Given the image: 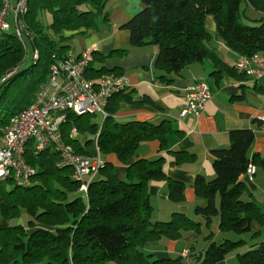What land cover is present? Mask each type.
Instances as JSON below:
<instances>
[{
	"label": "trees",
	"instance_id": "16d2710c",
	"mask_svg": "<svg viewBox=\"0 0 264 264\" xmlns=\"http://www.w3.org/2000/svg\"><path fill=\"white\" fill-rule=\"evenodd\" d=\"M140 1V11L119 27L129 31L133 46L156 45L153 68L160 82H170L172 73L205 59L213 63L212 73L245 76L218 57L208 44L212 38L238 55L264 57V0ZM106 2L27 0V11L21 16L22 32L26 52L37 51V59L33 61L31 56L26 67L25 50L14 32L0 33V134L35 100L47 83L50 64L70 56V38L96 29L98 18L108 21ZM43 12L51 14L48 24L39 18ZM207 16L213 18L214 34L205 26ZM8 19L12 22L11 16ZM117 51L125 53V49L106 55L91 51L86 78L95 82L103 74L121 75L103 64ZM140 98L141 102L152 101ZM124 100L132 99L123 90L108 98L104 107L107 115L100 125L92 120L94 113L79 115L72 111L59 125L63 140L76 153L95 157L97 146L101 158L115 155L125 166L123 176L120 168L102 158L95 176L75 179L70 165H58L60 154L52 144L42 150H35L32 140L26 144L24 159L34 169L29 183L18 185L9 177L0 180V264H218L244 244L241 238L222 237L217 241L222 233L249 234L252 238L260 233L253 224L262 229L264 214L244 180L250 163L264 166V159L249 153L253 129L230 130L228 147L212 152V178L195 176L190 186L206 201L204 206L194 208L196 219L175 211L168 221L155 220L149 184L165 182L173 202L185 200L186 184L167 176L163 156L138 158L137 149L148 140H158L164 149L167 135L181 132L165 121L156 125L143 120L116 121L114 114ZM73 127L83 140L69 136ZM171 153L177 164L193 159V154L186 151ZM82 183L86 184L85 191L80 190ZM187 232L197 234L206 248L198 251L192 244L186 256L181 252L175 257L143 251L147 245L178 240ZM252 246L237 254L238 264H264L263 244Z\"/></svg>",
	"mask_w": 264,
	"mask_h": 264
},
{
	"label": "crops",
	"instance_id": "0c3cea01",
	"mask_svg": "<svg viewBox=\"0 0 264 264\" xmlns=\"http://www.w3.org/2000/svg\"><path fill=\"white\" fill-rule=\"evenodd\" d=\"M141 8L140 0H107L105 9L108 12V21L103 22L100 18L101 24L96 29L70 38L68 55L77 56L85 50L106 55L111 51L125 49V53L117 51L116 55L109 56L103 63L105 68L116 69L117 73L128 77L130 81L129 88L123 91L128 92L132 100H124L119 104L114 114L116 121L143 120L154 125L165 121L174 130L181 132L180 135L174 132L168 134L164 149L160 148L158 140L141 142L139 144L141 148L137 149L138 158L152 159L163 156L167 176L186 184L185 200L182 202L169 200L165 182L149 184V200L153 207L152 217L155 220L167 221L172 212L195 215L194 208L206 204L205 200L194 194L190 184L197 174H204L207 178L213 176L212 152L228 147L230 130L253 129L254 139L249 153L250 155L258 154L264 159V131L262 130L264 74L254 78L246 75L238 77L234 74L212 73L215 67L210 59H205L208 62L202 60L199 66L189 67L193 64L191 63L184 66L179 73H172L168 76L170 82H160L158 72L153 68L157 54L156 45L133 46L130 43L129 31L119 27ZM209 18L206 17L205 25L208 24L209 28L213 25L215 29L214 21L211 17ZM214 46L218 57L228 65L234 66L239 55L226 47L222 41L216 42ZM227 58L232 62H229ZM204 71H208L211 97L202 112L181 115L186 90L198 79L207 81ZM141 96L150 98L154 102H141ZM94 150L96 151V146ZM173 150L191 153L193 159L177 164L171 153ZM102 158L113 162L120 168L121 176L124 175L125 166L118 162L115 155L111 154ZM245 178L251 197L264 214V166L255 165L253 176L250 179ZM157 200H163L166 204L162 205L164 202L157 204ZM253 228L257 231L260 229V233L255 238L249 234L236 236V239H243L244 244L228 253L218 264H238L237 254L252 248L253 244L262 243L264 246V227L261 229L253 224ZM192 244L198 248L203 246L204 242L199 240L197 234L187 232L178 240L168 239L156 246L147 245L145 251L157 256L175 257L183 250H188Z\"/></svg>",
	"mask_w": 264,
	"mask_h": 264
},
{
	"label": "built area",
	"instance_id": "2783aa9c",
	"mask_svg": "<svg viewBox=\"0 0 264 264\" xmlns=\"http://www.w3.org/2000/svg\"><path fill=\"white\" fill-rule=\"evenodd\" d=\"M27 11V0H2L0 9V33L9 29L6 16L12 17L15 26L14 34L26 49L21 16ZM8 16V17H9ZM31 56L37 59V51ZM92 60L91 51L85 50L77 56H69L59 63L50 64L47 83L38 92L35 100L24 110L17 113L10 124L0 134V180L11 178L18 185H27L34 169L24 159L26 144L32 140L35 150H42L49 144L60 154L58 165H70L73 178L82 179L90 175L92 178L103 159L97 156L81 155L67 144L60 131V123L66 118L67 112L76 114L98 113L103 118L107 115L104 107L108 98L129 88L130 81L124 75H101L94 82L84 75L85 68ZM235 68L246 76L258 78L264 74V57L258 54H241ZM211 97L209 86L203 79L196 80L185 92L181 115L198 114L203 111ZM264 131V118L262 119ZM73 127L69 136L75 137ZM255 173V165L250 163L244 176L250 179ZM80 190H86L82 183ZM187 255V250L182 251Z\"/></svg>",
	"mask_w": 264,
	"mask_h": 264
},
{
	"label": "rangeland",
	"instance_id": "374dc122",
	"mask_svg": "<svg viewBox=\"0 0 264 264\" xmlns=\"http://www.w3.org/2000/svg\"><path fill=\"white\" fill-rule=\"evenodd\" d=\"M257 13H259V12H257ZM257 15V14H256ZM8 16L9 15H7L6 16V19L8 18ZM209 17H211V16H208V18ZM39 18H40V20L44 23V24H48V22H50V20H51V14H49L48 12H43V13H41L40 15H39ZM212 18V17H211ZM210 19V18H209ZM212 20H213V18H212ZM8 22H9V31L10 32H15V26H14V24L11 22V21H9V19H8ZM97 22H98V25H100L101 24V20H100V18H98V20H97ZM206 26V28L208 29V31L209 32H211V34H214L215 33V29H214V26L212 25V27L211 28H209V26H208V24H206L205 25ZM16 36V35H15ZM17 37V36H16ZM18 39V38H17ZM216 42H218L217 40H215L214 38H212L211 39V42L210 43H208L209 45H211V46H213V47H215L214 45L216 44ZM25 50V58H26V60H25V62L23 63V67H26V66H28V64H29V62H30V57H31V51L30 50H27V52H26V49H24ZM70 53H72V51H70ZM74 56V55H73ZM239 57V56H238ZM33 61L35 60L34 58H31ZM227 60L229 61V62H232V60H230L229 58H227ZM237 60H238V58H237ZM236 60V61H237ZM205 61H207L208 62V60H205ZM193 65H197V66H199L200 65V62H196V63H193V64H191V65H189V67H191V66H193ZM185 70H187V69H185ZM204 73H205V77H206V80H207V82L209 83L210 82V80H209V76H208V71H204ZM102 119H103V117L101 116V115H99L98 113H94V115H93V117H92V120L94 121V122H96V123H98L99 125L101 124V121H102ZM79 138H80V140H83L84 139V137L83 136H81L80 134L79 135H77ZM87 136H89L90 138H92V137H95V135H92V134H88ZM138 148H141V146L139 145L138 146ZM250 151H251V146H250V149H249ZM212 178V177H211ZM210 179V178H209ZM166 187H167V185H166ZM168 189V188H167ZM243 198L244 199H248L246 196H243ZM162 202H164L163 200H157V204H160V203H162ZM165 205L166 204V202H164V203H162V205ZM190 216H191V218H193V219H196V215H194L193 213H190ZM25 219H26V216H25ZM170 219V218H169ZM168 219V220H169ZM198 219H200V217L198 216ZM167 220V221H168ZM162 221H164V220H162ZM20 222V221H19ZM223 234V233H222ZM221 234V236L220 237H218L217 238V241H219L222 237H229V238H231V239H233V240H235L236 239V236H240V235H238V234H234V233H226V234H223V235H227V236H223ZM243 235H247V234H243ZM180 245V244H179ZM206 244L204 243V245L203 246H200V247H198V251L199 250H203V249H205L206 248ZM143 251L144 252H146L145 251V249H143ZM235 251V250H234Z\"/></svg>",
	"mask_w": 264,
	"mask_h": 264
},
{
	"label": "clouds",
	"instance_id": "9594fccd",
	"mask_svg": "<svg viewBox=\"0 0 264 264\" xmlns=\"http://www.w3.org/2000/svg\"><path fill=\"white\" fill-rule=\"evenodd\" d=\"M236 63V62H235ZM234 66H235V64H234ZM237 70V69H236ZM238 71V70H237Z\"/></svg>",
	"mask_w": 264,
	"mask_h": 264
},
{
	"label": "bare ground",
	"instance_id": "6f19581e",
	"mask_svg": "<svg viewBox=\"0 0 264 264\" xmlns=\"http://www.w3.org/2000/svg\"><path fill=\"white\" fill-rule=\"evenodd\" d=\"M21 44V43H20ZM21 46H22V44H21Z\"/></svg>",
	"mask_w": 264,
	"mask_h": 264
}]
</instances>
